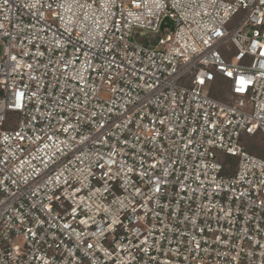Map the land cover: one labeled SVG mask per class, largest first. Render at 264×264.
Wrapping results in <instances>:
<instances>
[{"label": "built area", "instance_id": "2783aa9c", "mask_svg": "<svg viewBox=\"0 0 264 264\" xmlns=\"http://www.w3.org/2000/svg\"><path fill=\"white\" fill-rule=\"evenodd\" d=\"M0 45V264H264V0H0Z\"/></svg>", "mask_w": 264, "mask_h": 264}, {"label": "rangeland", "instance_id": "374dc122", "mask_svg": "<svg viewBox=\"0 0 264 264\" xmlns=\"http://www.w3.org/2000/svg\"><path fill=\"white\" fill-rule=\"evenodd\" d=\"M2 52H3V48L0 45V57L2 56ZM214 91H216L219 95H217L216 93H214ZM214 91L212 92V95L214 97L218 98V99H223V97L225 96L224 95V92H222V90H214ZM16 117H17L16 114H11V113L8 114V120H10L11 122H14V120H16ZM8 128L9 127L6 126V124H5V126L4 127H1L0 129H8Z\"/></svg>", "mask_w": 264, "mask_h": 264}, {"label": "snow or ice", "instance_id": "6c2138e0", "mask_svg": "<svg viewBox=\"0 0 264 264\" xmlns=\"http://www.w3.org/2000/svg\"><path fill=\"white\" fill-rule=\"evenodd\" d=\"M229 75H231V73H229Z\"/></svg>", "mask_w": 264, "mask_h": 264}, {"label": "water", "instance_id": "95a60500", "mask_svg": "<svg viewBox=\"0 0 264 264\" xmlns=\"http://www.w3.org/2000/svg\"><path fill=\"white\" fill-rule=\"evenodd\" d=\"M162 48V47H161Z\"/></svg>", "mask_w": 264, "mask_h": 264}]
</instances>
